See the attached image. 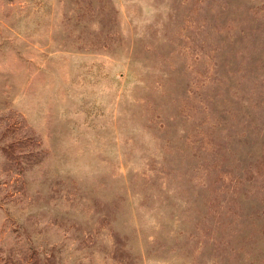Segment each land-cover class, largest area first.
Masks as SVG:
<instances>
[{"label": "rangeland", "instance_id": "rangeland-1", "mask_svg": "<svg viewBox=\"0 0 264 264\" xmlns=\"http://www.w3.org/2000/svg\"><path fill=\"white\" fill-rule=\"evenodd\" d=\"M0 264H264V0H0Z\"/></svg>", "mask_w": 264, "mask_h": 264}]
</instances>
